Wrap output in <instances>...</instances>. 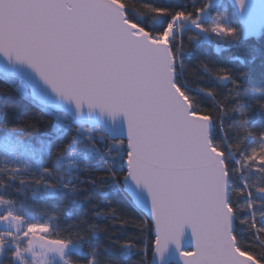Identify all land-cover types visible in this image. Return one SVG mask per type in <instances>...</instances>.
Wrapping results in <instances>:
<instances>
[{
  "label": "snow or ice",
  "instance_id": "snow-or-ice-1",
  "mask_svg": "<svg viewBox=\"0 0 264 264\" xmlns=\"http://www.w3.org/2000/svg\"><path fill=\"white\" fill-rule=\"evenodd\" d=\"M221 7L220 0H0V56L28 71L0 77L55 120L41 134L31 120L0 119L7 177L0 189L18 181L33 195L66 190L72 204L87 205L61 225L60 214L40 208L47 216L40 219L0 191V264H120L108 249L134 264H169L170 246L178 264H264V120L250 119L253 110L264 118V85L245 87L246 72L207 58L191 70L185 62L201 42L264 36V0ZM189 76L225 90L193 89ZM26 128L46 136L38 147L24 141ZM81 172L96 188L115 184L135 214L80 196ZM127 227L136 231L121 236ZM186 231L191 248L183 247Z\"/></svg>",
  "mask_w": 264,
  "mask_h": 264
},
{
  "label": "trees",
  "instance_id": "trees-1",
  "mask_svg": "<svg viewBox=\"0 0 264 264\" xmlns=\"http://www.w3.org/2000/svg\"><path fill=\"white\" fill-rule=\"evenodd\" d=\"M222 7L220 11H224L223 6L230 4V0H220ZM185 39H187L185 37ZM221 49L220 52L216 51V48ZM207 58L209 60L215 61V64L218 66H228L233 67L235 71L246 72L248 74V80L244 82L245 87L259 88L264 85V36L249 38L247 40H240L233 42L230 45L224 44L221 41H216L213 43L201 42L196 49L192 50L190 56H185V62L189 66V69L196 67L197 58ZM233 57H239V59H233ZM243 61V63H241ZM198 75H204L201 69H196ZM190 81V87L193 89L197 84L203 86H211L212 83H215L217 87L223 92L224 86L220 85L219 82L209 81V80H197L195 76L188 77ZM205 103L208 101L205 99ZM7 119L13 123H20L24 120H31L33 123H36L40 128V133H51L52 126L55 123L54 118L50 117L48 114L41 112L35 105L30 101L25 99L16 93L15 89L12 88L6 80L0 77V119ZM250 119L257 122H261L264 118L260 117L257 110H253L250 113ZM74 134V132L69 131L67 135L63 138V143H66L68 139ZM24 140L36 142L38 139H45V135H38L34 133L31 128H26L22 133ZM52 157H45V166H50ZM103 161H98L97 165L102 164ZM2 167V164H0ZM87 175L83 172L80 173V176L85 180L83 188L87 191H81L80 196L91 194L93 202L97 203L99 208L107 209L109 207L108 201L110 200L111 207L124 210L129 214H135V210L129 204L128 199L125 193L118 189L115 184L108 182L104 188H96L92 185L87 184ZM0 180L6 181L7 177L0 172ZM79 184V181H76ZM22 191H16L17 188H22ZM0 191H6L12 198L17 202V206L23 205L28 209L30 215H38L40 219H46L47 216L43 213H40V208H46L51 213L60 214V220L58 223L63 225L69 221L68 213L72 212L74 214H83L87 205L77 206L71 203V195L66 190H61L57 192L55 197H47L43 194V190H39L35 195L32 194L31 187H24L19 184L18 181L12 182L8 185L6 189H0ZM66 205V207L64 206ZM243 215V213L241 214ZM90 216V221L96 223L101 228L105 226L109 230H112L113 226L110 222L104 217H95ZM238 229L241 230L242 236L247 239L248 234L244 233L242 230L244 225L240 224L237 221ZM136 230L132 227H127L121 230V236L123 234L132 232ZM105 233L101 232L99 239L103 240ZM107 254L115 257L120 261V264H134V260H129L121 256L118 252L113 249H108ZM135 259H138L136 257ZM169 264H176L175 262H169Z\"/></svg>",
  "mask_w": 264,
  "mask_h": 264
},
{
  "label": "water",
  "instance_id": "water-1",
  "mask_svg": "<svg viewBox=\"0 0 264 264\" xmlns=\"http://www.w3.org/2000/svg\"><path fill=\"white\" fill-rule=\"evenodd\" d=\"M4 72L23 73L25 75L28 74L27 69H22L19 65L16 66L9 65L8 62L2 56H0V73H4ZM191 246H192L191 235L186 231V234L183 238V247L191 248ZM168 260L169 262H175L176 264H178V257L176 255L174 246H170Z\"/></svg>",
  "mask_w": 264,
  "mask_h": 264
},
{
  "label": "rangeland",
  "instance_id": "rangeland-1",
  "mask_svg": "<svg viewBox=\"0 0 264 264\" xmlns=\"http://www.w3.org/2000/svg\"><path fill=\"white\" fill-rule=\"evenodd\" d=\"M26 143L30 142L32 143L34 146L38 147L39 145L36 143V142H33V141H28V140H24Z\"/></svg>",
  "mask_w": 264,
  "mask_h": 264
}]
</instances>
